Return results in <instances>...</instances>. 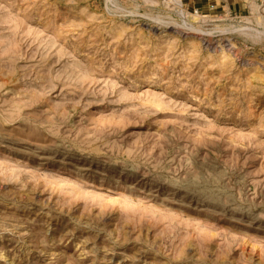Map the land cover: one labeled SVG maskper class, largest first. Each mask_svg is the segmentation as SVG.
<instances>
[{
  "label": "rangeland",
  "instance_id": "374dc122",
  "mask_svg": "<svg viewBox=\"0 0 264 264\" xmlns=\"http://www.w3.org/2000/svg\"><path fill=\"white\" fill-rule=\"evenodd\" d=\"M0 0V264H264V0Z\"/></svg>",
  "mask_w": 264,
  "mask_h": 264
},
{
  "label": "crops",
  "instance_id": "0c3cea01",
  "mask_svg": "<svg viewBox=\"0 0 264 264\" xmlns=\"http://www.w3.org/2000/svg\"><path fill=\"white\" fill-rule=\"evenodd\" d=\"M188 9L202 13H215L230 10L240 12L247 6L245 0H182Z\"/></svg>",
  "mask_w": 264,
  "mask_h": 264
}]
</instances>
